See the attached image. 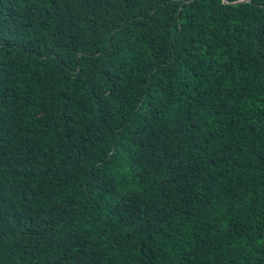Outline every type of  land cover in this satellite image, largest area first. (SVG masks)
Listing matches in <instances>:
<instances>
[{"label":"trees","instance_id":"obj_1","mask_svg":"<svg viewBox=\"0 0 264 264\" xmlns=\"http://www.w3.org/2000/svg\"><path fill=\"white\" fill-rule=\"evenodd\" d=\"M0 264H264V0H0Z\"/></svg>","mask_w":264,"mask_h":264}]
</instances>
